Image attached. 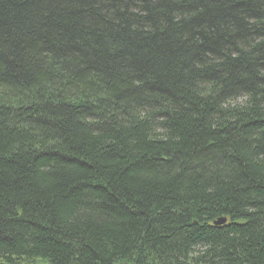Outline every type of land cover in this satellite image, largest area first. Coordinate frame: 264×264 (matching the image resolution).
I'll use <instances>...</instances> for the list:
<instances>
[{"label": "trees", "instance_id": "obj_1", "mask_svg": "<svg viewBox=\"0 0 264 264\" xmlns=\"http://www.w3.org/2000/svg\"><path fill=\"white\" fill-rule=\"evenodd\" d=\"M0 264H264V0H0Z\"/></svg>", "mask_w": 264, "mask_h": 264}, {"label": "water", "instance_id": "obj_2", "mask_svg": "<svg viewBox=\"0 0 264 264\" xmlns=\"http://www.w3.org/2000/svg\"><path fill=\"white\" fill-rule=\"evenodd\" d=\"M225 223V220H218L215 225H221V224H224Z\"/></svg>", "mask_w": 264, "mask_h": 264}]
</instances>
